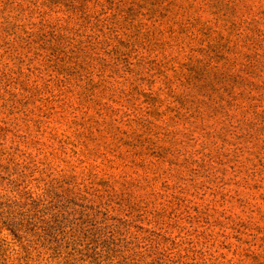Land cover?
I'll use <instances>...</instances> for the list:
<instances>
[{"label":"rangeland","instance_id":"obj_1","mask_svg":"<svg viewBox=\"0 0 264 264\" xmlns=\"http://www.w3.org/2000/svg\"><path fill=\"white\" fill-rule=\"evenodd\" d=\"M0 264H264V0H0Z\"/></svg>","mask_w":264,"mask_h":264}]
</instances>
